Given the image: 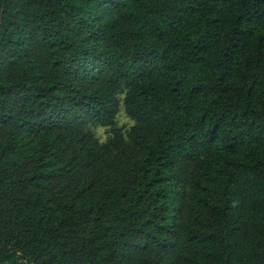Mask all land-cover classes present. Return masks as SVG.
I'll list each match as a JSON object with an SVG mask.
<instances>
[{
  "label": "trees",
  "instance_id": "16d2710c",
  "mask_svg": "<svg viewBox=\"0 0 264 264\" xmlns=\"http://www.w3.org/2000/svg\"><path fill=\"white\" fill-rule=\"evenodd\" d=\"M0 264H264V0H0Z\"/></svg>",
  "mask_w": 264,
  "mask_h": 264
},
{
  "label": "rangeland",
  "instance_id": "374dc122",
  "mask_svg": "<svg viewBox=\"0 0 264 264\" xmlns=\"http://www.w3.org/2000/svg\"><path fill=\"white\" fill-rule=\"evenodd\" d=\"M120 99V111L115 118V122L112 126H100L89 124L87 126L88 131L98 144L106 143L111 137L113 129H119L125 136L128 130L134 125V121L125 113L122 104L123 94L118 95Z\"/></svg>",
  "mask_w": 264,
  "mask_h": 264
}]
</instances>
